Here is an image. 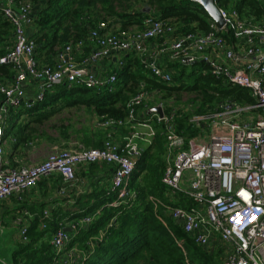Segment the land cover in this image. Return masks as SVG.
<instances>
[{"label": "built area", "instance_id": "1", "mask_svg": "<svg viewBox=\"0 0 264 264\" xmlns=\"http://www.w3.org/2000/svg\"><path fill=\"white\" fill-rule=\"evenodd\" d=\"M219 10L225 21L224 28L212 22L210 32L184 35L177 34L169 22L150 16L144 19L141 30L118 33L108 31V24L102 22L90 33L95 44L91 55L78 62L76 53L81 51L83 43H78L77 47L69 44L57 54L53 66L41 67L36 59V45L28 33L35 17L32 2L0 0V12L12 24L15 37L12 49L0 59L1 64H12L15 72L11 81H0L3 97L0 160L4 154L5 127L13 110L42 102L47 92L60 85L95 90L114 85L116 74L99 76L92 73L89 66L115 53L136 52L152 78L171 84L173 74L146 58L148 42L170 36L171 43L166 48L175 61L193 64L203 56L216 77L248 89L255 102L244 107L225 102L216 113L207 115L213 119L209 134L199 119L194 121L196 130L201 129L192 138L177 132L175 110L166 114L164 105H158L164 115L156 113L154 118L164 125L167 139L162 182L171 197L183 195L193 203L190 208L167 206L166 215L179 222L186 235L203 249H211L214 241H220L224 249L222 264H264V21L248 22L236 10ZM223 34H228V38ZM211 52L222 53L225 62L206 57ZM31 86L36 88V94L29 100L27 91ZM149 106V94L142 85L127 103L125 119H98L99 128L106 131L115 127L130 129L132 135L122 144L108 132L102 148L83 145L57 148L37 164L0 168V203L13 197L22 200L50 176H59L64 184H71L76 180L77 167L102 163L114 166L110 188L116 200L112 205L133 202L138 194L130 183L136 160L143 152L134 139L149 141L156 137L151 124L138 121L139 110L149 113ZM248 114L252 116L241 118ZM140 128L145 130V135ZM50 217L51 211L45 210L42 229H47ZM93 220L94 217L87 216L79 224H91ZM16 223L19 242L27 243L29 225L23 224L22 219ZM72 237L64 225L53 234L51 244L56 257L49 264H64L60 256Z\"/></svg>", "mask_w": 264, "mask_h": 264}, {"label": "trees", "instance_id": "2", "mask_svg": "<svg viewBox=\"0 0 264 264\" xmlns=\"http://www.w3.org/2000/svg\"><path fill=\"white\" fill-rule=\"evenodd\" d=\"M34 8V20L29 37L36 45V59L41 67L53 66L57 54L67 45L83 43L80 48L85 57L93 52L95 44L90 33L100 23L108 24V31L125 32L142 27L146 17L169 22L177 34L210 32L212 20L205 9L194 0H30ZM218 8L236 10L248 22L264 21V4L259 0H216ZM35 9L37 10L35 12ZM120 25L119 29H111ZM228 38V34H223ZM14 28L0 12V59L5 57L15 42ZM84 57V58H85ZM83 58V59H84ZM82 59V60H83ZM123 64L116 72L117 82L100 90L80 86L60 85L46 93L42 102L28 108L24 105L10 113L5 137L9 135L15 120H24L14 132L15 148L25 146L31 139L30 125L43 124L62 110L86 107L98 119L127 116V103L140 90L197 93V108L194 114L207 116L216 113L227 102L240 105L255 101L248 89L216 77L205 61L186 66L181 64L172 83L165 84L150 77L140 58ZM135 66V69L132 67ZM15 75L12 64L0 63V81L8 82ZM3 97L0 95V105ZM170 109V108H169ZM169 109H165L166 114ZM190 116L179 112L175 118L177 132L192 138L197 130ZM156 137L139 158L131 178L130 187L137 191L133 202L113 206L116 194L111 191V182L101 185L94 182L91 193L79 197L75 214V235L66 251L77 248L83 259L74 264H222L220 250L203 249L186 235L181 226L166 215L167 206L190 208L192 202L183 195L171 197L162 182L166 161L164 125L154 119ZM130 129L115 127L109 131L84 134L87 148H102L108 132L126 135ZM62 135L67 138V131ZM108 164H91L90 171L102 170ZM112 166V172L114 169ZM43 207V206H41ZM38 212H41L38 211ZM42 213V212H41ZM43 214V213H42ZM94 217L91 224L80 225L84 217ZM42 215L40 217L41 221ZM61 218L50 217L47 229L37 225L29 233L27 243H17L13 251L14 264H49L56 253L51 244L53 234L61 227ZM74 231V230H73Z\"/></svg>", "mask_w": 264, "mask_h": 264}, {"label": "crops", "instance_id": "3", "mask_svg": "<svg viewBox=\"0 0 264 264\" xmlns=\"http://www.w3.org/2000/svg\"><path fill=\"white\" fill-rule=\"evenodd\" d=\"M264 4V0H259ZM37 10L35 9V12ZM120 25L113 26L111 29H119ZM132 30H141L142 27H132ZM30 34V28L28 30ZM171 43L170 36L165 40H153L146 44L147 52L146 58L150 61L156 62L160 67L164 68L167 71H170L173 75L177 74L181 64L190 66L191 64L184 63L182 61H175L172 58L171 52L166 48ZM84 52L76 53V59L78 62H81L85 57ZM90 53L87 54L89 56ZM208 58L217 60L219 62H225L224 55L220 52H211L207 54ZM139 58V55L136 52H128L125 54L115 53L111 58H106L97 63L91 64L89 69L92 73H95L99 76H109L112 74H117L123 65L126 62L133 60L134 63L136 59ZM203 56L198 61H204ZM135 69V66L132 67ZM149 75V74H148ZM149 94V104L150 110L157 108L159 104L152 103L156 97H161L162 91H147ZM36 94V88L31 86L27 91V98L32 100ZM166 109V108H165ZM164 109V110H165ZM156 113L150 111L146 113L144 109L139 110L138 121L139 122H148L153 126L154 124V115ZM26 118L23 116L18 120L14 121L12 129L9 132V135L4 138V154L0 160V168L9 169L17 168L26 165H34L46 159V157L35 162L36 160H30L27 155L33 152V149L36 148L34 144L27 143L25 146H21L18 149L15 148L16 139L14 137L15 130L24 123ZM154 127V126H153ZM145 135L144 129H139ZM131 132L129 131L126 135H121L119 132H116L114 138L118 143H124L128 135ZM154 140L144 141L142 139L136 138L134 142L139 145L143 150L149 147ZM102 165V164H100ZM113 172L112 166L106 165V168L102 170L90 171V165H81L76 169V180L71 184H64L62 179L59 176H50L43 179L36 188L30 190L22 200H19L16 197L11 198L5 202L0 203V226L1 229H5L11 234V242L16 245L19 242L18 232L19 225L16 223L18 219L23 220V224L29 225V233L33 230L34 226L37 225V228H40V217L45 210H50L52 217L61 218L62 224L65 226L66 230L70 229L69 232L73 236L76 231H73L72 226L75 225V221H72L70 218L75 214L77 209L75 208L76 201L79 197L89 194L94 189V182L99 181L101 185L104 183H109L112 180ZM43 206V207H41ZM41 212H38L40 211ZM76 211V212H75ZM26 212L29 214L26 215ZM168 216V215H167ZM170 217V216H168ZM171 218V217H170ZM178 224V223H177ZM0 229V230H1ZM222 246L220 241H214L210 248L215 250L217 246ZM217 250V249H216ZM77 248H72L70 251L64 250L61 254V259L64 264H74L81 260L82 254L77 253ZM222 254V252H221Z\"/></svg>", "mask_w": 264, "mask_h": 264}, {"label": "rangeland", "instance_id": "4", "mask_svg": "<svg viewBox=\"0 0 264 264\" xmlns=\"http://www.w3.org/2000/svg\"><path fill=\"white\" fill-rule=\"evenodd\" d=\"M149 76L151 77L150 74ZM197 97V93L165 91L161 93V97H156L152 103H162L166 109L170 108V111L175 110L177 114L179 112L188 114L192 125H194L195 120L199 119L200 124L205 125L206 134H209L210 131H208V127L212 124L213 119L208 116L194 114L197 108L196 103H198L195 101ZM252 114L255 115V113ZM252 114L241 115V118H245V116L250 117ZM26 120L25 123L30 121L29 118ZM98 124L96 115H94L90 109L83 106L64 109L43 124L32 123L30 125V130H32L31 139L28 143L34 144L36 148H34L33 152L29 153L27 157L37 162L44 157L47 158L49 154L57 148L62 149L70 148L71 146H84L82 141L84 134L96 133L100 130ZM193 128L196 130L195 125ZM63 129L67 131V138L61 133ZM200 129H198L197 132H200ZM198 139H203V137H199ZM10 238V235L8 237L5 235L4 238L0 235V257H3L8 262L13 260V249L15 247ZM216 249L220 250L223 254L224 249L222 246L219 245Z\"/></svg>", "mask_w": 264, "mask_h": 264}, {"label": "water", "instance_id": "5", "mask_svg": "<svg viewBox=\"0 0 264 264\" xmlns=\"http://www.w3.org/2000/svg\"><path fill=\"white\" fill-rule=\"evenodd\" d=\"M196 3L200 4L205 11L208 13V15L210 16L211 20L217 25L218 28L222 29L225 26V21L223 19V17L220 14V10L218 8V6L216 5V0H194ZM184 63H186L185 61H183ZM152 112H155L157 114H159L160 116L164 115V112L161 108H153L151 109ZM179 224V222H178ZM68 232H70L71 230L68 229ZM6 230L5 229H1L0 230V235L1 237H5V235H7V237L11 234L9 232H7L6 234ZM16 247H14L13 251L15 250ZM0 264H14L13 260L11 261H7L6 259H4L3 257H0Z\"/></svg>", "mask_w": 264, "mask_h": 264}]
</instances>
